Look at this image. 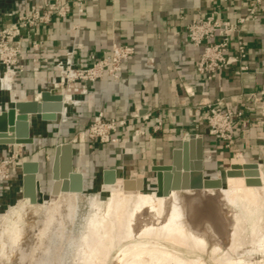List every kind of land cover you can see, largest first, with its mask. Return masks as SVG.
<instances>
[{
    "label": "crops",
    "instance_id": "crops-1",
    "mask_svg": "<svg viewBox=\"0 0 264 264\" xmlns=\"http://www.w3.org/2000/svg\"><path fill=\"white\" fill-rule=\"evenodd\" d=\"M44 1L49 0H0V25L6 12L29 13ZM215 6L222 17L233 22L243 14L238 1L217 0ZM211 8L208 0H95L87 4L80 21L72 14L55 20L50 26L24 32L23 36L28 38L23 40L26 57L21 61L25 72L20 78V89L31 95L35 90H46L55 74L51 66L32 64L29 55L34 41L41 43L40 55L52 63L64 56L72 41L83 47L75 58L76 63L83 65L89 63L92 55L100 57L110 51L114 42L132 46L136 53L125 64L120 83L104 78L90 84L88 94L75 97L78 103L68 106L66 119L57 121L59 125L33 118L34 145L0 146V158L11 152L18 158V166L11 170V190L0 197V205L9 207L21 195L23 162L38 161L39 174H44L48 165H52L46 162L47 155L54 163L55 149L64 143L74 146V169L86 179L85 187L94 186L98 179L101 187L108 170L116 175L113 182L108 176L110 185H117V179L125 181L131 177L148 181L149 173L155 174L153 167L171 165L173 151L181 148L184 140L189 141V135H203L204 164L208 162L205 161L208 148L215 151L216 159L238 155L248 163H257L259 158L264 160V114L255 101L257 97L264 102L261 94L264 90V15L244 29L248 73L235 76L236 67L228 68L209 82L196 72L201 49L189 42L187 25ZM76 25L78 29L73 30ZM217 99L223 100L226 110L244 114L235 123V145L231 149L207 133L205 113L199 108L200 103ZM137 110L140 115H150L149 120H135L129 128L119 130L114 136L117 142L101 145L88 141L82 146L73 142L76 133L91 123L96 114L102 112L107 118L127 119ZM159 121L163 122L162 130L152 135V128ZM140 130L146 135H139ZM48 142L55 146L52 153L46 152V146L51 145ZM37 179L40 181V176Z\"/></svg>",
    "mask_w": 264,
    "mask_h": 264
},
{
    "label": "bare ground",
    "instance_id": "bare-ground-1",
    "mask_svg": "<svg viewBox=\"0 0 264 264\" xmlns=\"http://www.w3.org/2000/svg\"><path fill=\"white\" fill-rule=\"evenodd\" d=\"M16 94L21 93L12 92L13 96ZM63 101L70 102L68 93ZM66 113L64 109L62 115ZM234 165L238 166L233 168L232 183L218 190L171 191L167 196L158 195L157 191L141 192L133 199L137 191L134 185L133 191L110 192L107 198L93 194L81 224L79 206L84 194L63 193L57 188L53 193L62 199L60 204L49 198L35 203L34 187L30 182L26 189L22 188L24 198L17 200L6 214H0V264L25 261L23 254L30 244L27 240L30 230L25 231L23 223L35 230L37 247H43L47 238L50 245L66 244L62 264H103L117 244V229L121 228L128 230L127 238L141 237L129 242L124 250L126 264H212L204 255L195 256L193 252L194 244L203 248L207 243L214 254L223 252L220 258L213 256L214 264H264V180L261 175L254 176L239 168V164ZM199 194L209 200H195ZM187 200L193 202L187 205ZM131 201L133 209L129 210ZM238 211L245 219L237 214ZM66 220L72 222L71 231L70 227L66 228ZM244 220L251 224L249 248L244 244L247 237L246 228L241 225ZM144 237L162 238L166 242L149 241ZM206 248L205 252L209 250ZM51 258L46 256L41 261L47 264Z\"/></svg>",
    "mask_w": 264,
    "mask_h": 264
},
{
    "label": "built area",
    "instance_id": "built-area-1",
    "mask_svg": "<svg viewBox=\"0 0 264 264\" xmlns=\"http://www.w3.org/2000/svg\"><path fill=\"white\" fill-rule=\"evenodd\" d=\"M95 0H49L29 13L9 11L4 14V22L0 25V112L7 111L16 102L35 100L40 102L41 93L48 91L52 94L70 95V102L64 105H76V96L85 97L88 94V86L104 78H109L113 83L122 81L125 64L135 55L136 50L129 45L113 43L110 51L104 52L100 57L92 55L88 64L76 63L75 58L82 45L72 41L64 56L53 63L47 57L40 55L41 43H32V53L29 55L34 66L50 67L54 76L50 79L46 90H35L31 95L20 89L21 75L25 72V66L21 63L26 57L23 49L24 32L36 31L40 27H47L57 19H66L75 14L80 21L86 13V6ZM212 8L206 13H200L187 25L189 42L195 48L201 49V55L196 66L197 74L207 81H214L222 71L236 67L235 76L248 73L246 65L248 56L247 46L244 41V29L247 24L254 22L264 15V0H222L223 3L238 1L242 4L243 14L233 22L222 17L221 11L215 5L217 0H208ZM79 25L73 27L77 30ZM13 91L21 94L12 95ZM188 94L191 91L186 89ZM264 96V90L261 91ZM7 96L4 101L2 97ZM264 114V102L255 97ZM204 111V121L209 135L222 143L225 148L231 149L235 145L234 126L242 119L243 112L238 110H226L222 99L214 102L199 104ZM150 115H140L139 110L127 119L107 118L104 113L96 114L89 126L80 134V143L92 141L101 145L117 142L114 137L119 130L132 126L135 120L148 121ZM66 117H62L64 121ZM163 122L159 121L152 128V135L162 130ZM139 135H146L143 130ZM77 142V138L74 139ZM18 166V158L15 152L8 153L0 158V197L11 190L13 176L12 168ZM22 171V166H20ZM23 178V174L21 173ZM0 205V209H1Z\"/></svg>",
    "mask_w": 264,
    "mask_h": 264
},
{
    "label": "water",
    "instance_id": "water-1",
    "mask_svg": "<svg viewBox=\"0 0 264 264\" xmlns=\"http://www.w3.org/2000/svg\"><path fill=\"white\" fill-rule=\"evenodd\" d=\"M67 110L61 95L52 94L48 91L41 93L40 102L35 100L16 102L10 109L0 114V146H32L35 138L32 136V121L35 117H40L43 122L54 123L66 115L63 110ZM209 133V131H207ZM204 142L203 135H189V141H183L181 148L173 151L171 165L155 166L153 172L156 177V190L158 195L167 196L171 191L201 192L204 189L213 188L218 190L226 184L223 179H212L205 177L204 166ZM231 165L226 171L225 180L232 174L234 167ZM257 163L244 165L246 169H256ZM23 190L32 182L34 187L33 201L42 203L46 198V193L42 190L41 183L37 179L39 174V164L34 161H25L22 164ZM253 174H257L253 173ZM27 175V176H25ZM112 182L116 180L114 171L108 170L104 173V180L100 187L102 194H109L110 191L123 189V184L130 182L117 179V185H110L108 176ZM52 177L54 182V192L59 188L63 192H75L83 194L86 191V179L74 169V146L72 143L60 144L55 149L54 163L52 167ZM60 183V185H59ZM145 180L142 179L141 190H144ZM201 196V198H199ZM195 200H206L199 194ZM193 200H187L189 205Z\"/></svg>",
    "mask_w": 264,
    "mask_h": 264
},
{
    "label": "rangeland",
    "instance_id": "rangeland-1",
    "mask_svg": "<svg viewBox=\"0 0 264 264\" xmlns=\"http://www.w3.org/2000/svg\"><path fill=\"white\" fill-rule=\"evenodd\" d=\"M7 96H4L2 97L3 100L5 101ZM102 113V112H100ZM99 114V113H98ZM59 120H61V118H59ZM58 120V121H59ZM55 124L59 125L58 122H56ZM90 124V123H89ZM89 124L87 126H89ZM84 127L82 130L78 131L75 135V139L77 138V142H76V145L79 146L80 144V141H79V136L80 134L82 133V131L85 130ZM88 141L86 140L85 141V145ZM50 146H46V152H53L54 151V144H52V142H48ZM99 144V143H98ZM38 146V145H37ZM40 148H43L41 145H39ZM78 149H77V156H79V153H78ZM208 153L206 154V160L205 161H208V162H205L204 166H205V177L206 178H212V179H223L224 182L226 181V184L224 185L225 187L226 186H229L231 183H232V179H233V170H232V174L225 180V174H226V171L230 168V165L231 163H233V165L235 163L239 164V168L241 169H244L245 171H247L249 174H252V175H261L263 177V180H264V160L262 158H259L257 164V168L256 169H246L244 168V165H247L249 164L246 159L244 157H239L238 158V155H236V157H234L233 155L232 156H226L224 158H218L216 159V155H215V151L211 150L208 148ZM211 152L215 155H212L210 156ZM210 153V154H209ZM48 156V160H46V162L48 163H52V165H48L47 167V170L44 174H38V176H40V181H41V184H42V187L44 189H42L45 193H46V199L49 198V200L52 202V201H55V202H58L59 201V204L61 203L62 199L60 197L57 196V194L53 193V186H54V180H53V177H52V167H53V162H52V157L47 155ZM50 159V160H49ZM80 159V158H79ZM79 159L77 160V162H79ZM211 160V161H210ZM35 162H38V161H35ZM39 168H40V165H39ZM40 170V169H39ZM42 170V169H41ZM257 174H253V173H256ZM149 176L150 179L147 181H145V186H144V190L142 191L141 190V183H142V179H138V178H134V177H131L129 179H126L125 181L127 180H130V182H127V183H124L123 184V189H116V190H112L110 191L111 193H116V192H125V191H133L132 189V186H136V192L135 194L133 195V199L136 198L137 194L141 193V192H146V193H154L156 192L157 188H156V177H155V174H150L149 173ZM99 178V177H98ZM153 179V180H152ZM213 189V188H212ZM211 189V190H212ZM65 193V192H63ZM68 193V192H66ZM70 193V192H69ZM72 193H75V192H72ZM84 195L81 196V199H80V206H79V215H80V221H79V224H81V221H83V218L87 215L88 211H89V207H88V200L90 198V196H92L93 194H100L102 198H107L108 196L106 195H109V194H101L100 192V184H99V179L96 180L94 186H89V187H86V191L83 193ZM57 196V197H56ZM84 196V197H83ZM24 196H22V193L21 195H18L17 196V199L14 201V203L7 207V206H4V207H1L0 209V214L1 213H7V210L11 207L14 206V204L16 203L17 200H21L23 199ZM84 198V199H83ZM59 199V200H58ZM84 200V201H83ZM133 201H131L129 203V210H132L133 209ZM86 203V204H85ZM60 208V206H59ZM88 211H87V210ZM86 211V212H85ZM86 213V214H85ZM237 214H239L240 217H244L239 211L237 212ZM82 215V216H81ZM245 219V217H244ZM68 223L70 222V220H66ZM66 223V228L70 227L68 230L71 231L72 229V222H70L69 224ZM244 220V222L242 221L241 225L242 227L246 228V234H247V237L245 238V241H244V244L246 247H250V235H251V224ZM247 223V224H246ZM249 225V226H247ZM23 227H24V230L25 231H29L30 230V233L28 232V236H27V240L30 242L29 246L27 248H25V252L23 254L24 258H25V261H23L21 264H42L43 262L41 261L43 258H45L46 256H51V262L47 263V264H62L61 262V259L63 258V256H65V250H66V244H61L59 246L57 245H50L49 244V238H47V240L45 241V245L43 247H37L35 245L36 243V232L34 229H31L27 224L23 223ZM249 228V229H248ZM28 229V230H27ZM249 230V232H248ZM79 225H77L75 227V232H76V235L79 234ZM120 231V232H119ZM128 230L127 229H117V234H118V239H117V244L111 249V252L110 254L108 255V258L105 259L104 263L103 264H112L111 262L113 261V264H126L125 263V259L126 257L124 256V250H126L128 248V246L130 245V243L136 239H141V237H133V238H127V232ZM35 232V233H34ZM250 233V234H249ZM124 234V235H123ZM125 237V238H124ZM121 238V239H120ZM149 241H152L153 239L156 240V242H160V243H165L166 241H164L162 238H157L155 239V237H144V239H147ZM31 239V240H30ZM133 239V240H132ZM151 239V240H150ZM131 240V241H130ZM66 242V240H64ZM48 242V243H47ZM130 242V243H129ZM196 244H194L193 246V252L195 254V256H203V257H206V259L209 261L211 260V262L209 261V263H212L214 264V262L212 261L213 260V256L214 257H222L223 255V252L222 251H219L218 253L214 254V252L212 251V249L210 248L209 244L207 243L203 248L201 245L199 246H195ZM31 246V247H30ZM46 247V248H45ZM50 247V248H49ZM55 247V248H54ZM64 248V249H61ZM207 247L206 249H209L207 250L206 252L204 251V248ZM35 248V249H34ZM40 248V249H39ZM28 250V251H27ZM63 250V251H61ZM30 251V252H29ZM50 251L49 253H46ZM56 251V253H55ZM122 251V252H120ZM204 251V252H203ZM34 252V253H33ZM61 252V253H59ZM63 252V254H62ZM206 253V254H205ZM220 253V254H219ZM41 254V255H40ZM37 255V256H36ZM55 255V257H53ZM61 257H60V256ZM210 255V257H209ZM218 255V256H217ZM27 256V257H26ZM119 256V257H118ZM118 257V258H117ZM125 257V259L123 258ZM110 258V259H109ZM35 259V260H34ZM264 261V260H263ZM54 262V263H53ZM44 264V263H43Z\"/></svg>",
    "mask_w": 264,
    "mask_h": 264
}]
</instances>
